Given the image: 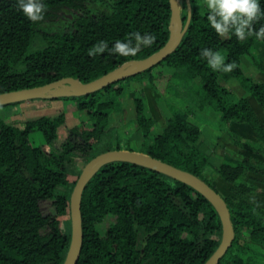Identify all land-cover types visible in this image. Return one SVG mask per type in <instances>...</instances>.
<instances>
[{"label":"trees","instance_id":"obj_1","mask_svg":"<svg viewBox=\"0 0 264 264\" xmlns=\"http://www.w3.org/2000/svg\"><path fill=\"white\" fill-rule=\"evenodd\" d=\"M197 1L191 0V22L180 45L155 67L89 95L51 96L77 100L91 121L85 128H71L58 146L52 145L64 114L23 126L8 124L0 116V264H63L71 233L62 230L61 218L70 215L74 187L67 189L69 170L77 157L86 164L109 149L140 151L201 177L219 191L207 177L211 161L199 144L202 128L187 120L175 103L166 102L170 114L162 131L155 132L156 120L146 98L135 93L138 146H132L131 134H115L112 114L127 91L126 83L147 78L155 86L153 70L160 66L174 69L169 81L178 96L217 113L223 123H247L255 132L256 141L231 132L242 158L225 159L217 168L233 186V194L224 197L235 229L233 244L219 264H263L258 246L264 243V213L256 205L259 186L251 174H264V124L248 97H239L222 81L235 79L264 109V81H255L243 69L246 58L264 72L255 51L256 43L264 40L221 38L198 10ZM45 4L44 19L32 22L18 10L16 0H0V93L63 77L92 81L127 61L150 56L170 35L169 0H45ZM183 5L187 9L185 0ZM65 12L71 13L68 24L52 29L50 25ZM182 17L185 23L187 11ZM261 24L264 18L255 27ZM137 30L154 34L155 40L135 55H88L97 41L111 45ZM203 47L220 50L233 69L213 70L200 56ZM38 131L45 139L42 146L31 138ZM45 200L52 201L54 212H43ZM81 211L83 246L77 264H204L222 236L218 211L196 189L126 161L98 168L84 190ZM108 216L114 221L102 234L99 225Z\"/></svg>","mask_w":264,"mask_h":264},{"label":"rangeland","instance_id":"obj_2","mask_svg":"<svg viewBox=\"0 0 264 264\" xmlns=\"http://www.w3.org/2000/svg\"><path fill=\"white\" fill-rule=\"evenodd\" d=\"M181 8L183 12L187 9L183 5V0H180ZM202 0L197 1V8L200 12ZM71 17L70 12H65L58 22L50 25L52 29L64 28ZM255 51L258 58L264 62V44L258 41L255 45ZM243 69L245 73L253 78L255 81H264V72L256 68L248 59H244ZM174 69L168 66L157 67L153 70L155 74L154 85L144 78L142 81L132 80L126 83L127 91L122 97V101L118 109L113 112L111 125L115 127V134L121 137L132 135V146H138V132L136 125V110L134 104V94H142L146 98L147 109L150 114L156 120L154 127L155 132L162 131L165 118L170 114L166 105L167 101H171L177 105L179 111L183 114L187 120L193 122L200 128H202V135L200 137V147L207 151L210 155L211 166L207 172V177L212 181L214 186L219 190L223 196L233 194V186L231 183L224 181L217 173V168L225 159H241L238 146L232 140L230 133L238 132L245 136V138L256 141L255 132L247 123H239L236 121H230L229 123H223L220 120V116L209 110H202L189 102L186 98L178 96L176 90L174 91V85L169 81L170 75ZM227 87L234 91L239 97L247 96L251 104L259 114L260 120L264 124V109L251 95H247L246 91L240 86L239 82L235 79H231L228 82L222 81ZM2 109V107H0ZM89 126V125H87ZM86 127V126H85ZM83 127V128H85ZM41 133V132H35ZM33 135V134H32ZM32 138V137H31ZM34 144L38 145L37 139L32 138ZM85 166V162L77 157L76 160L70 166L69 184L67 189L74 187L82 169ZM252 181L259 186V192L256 198V205L259 207L262 213H264V174H251ZM42 210L44 213L54 212L55 208L51 200H45L42 202ZM62 230L66 233H71V216L65 215L62 218ZM114 221V217L108 216L103 223L99 225V230L102 234H105L109 224ZM243 235H247V231L243 232ZM258 246L259 260L264 264V243Z\"/></svg>","mask_w":264,"mask_h":264},{"label":"water","instance_id":"obj_3","mask_svg":"<svg viewBox=\"0 0 264 264\" xmlns=\"http://www.w3.org/2000/svg\"><path fill=\"white\" fill-rule=\"evenodd\" d=\"M169 1L172 10L169 25L170 35L168 41L158 51L142 59L127 61L121 66L89 82H82L74 77H63L43 85L0 93V107L25 100L42 98L47 94H51L52 96L70 94L76 97L89 95L115 82L155 67L178 48L191 22V0H185L188 14L185 23L182 17L180 0ZM116 161L131 162L164 173L190 185L206 197L220 215L222 221V236L219 246L204 264H219L235 239V229L225 197L201 177L189 171L178 168L147 153L127 149H109L102 152L88 161L82 169L70 197L71 241L63 264H77L81 254L83 246L81 208L82 197L86 186L100 166Z\"/></svg>","mask_w":264,"mask_h":264},{"label":"clouds","instance_id":"obj_4","mask_svg":"<svg viewBox=\"0 0 264 264\" xmlns=\"http://www.w3.org/2000/svg\"><path fill=\"white\" fill-rule=\"evenodd\" d=\"M18 10L32 22L44 19L46 12L45 0H16ZM264 0H202L201 11L206 14L207 22L221 37H235L244 41L254 36L264 40V24L257 29L255 23L264 18ZM155 35L134 31L127 34L126 39H117L111 45L107 40H99L88 48V55L95 57L105 52L119 56L135 55L141 47L151 46ZM200 56L206 58L213 70L229 72L233 69L232 62L225 63V55L210 47H203ZM254 199V197H253Z\"/></svg>","mask_w":264,"mask_h":264},{"label":"crops","instance_id":"obj_5","mask_svg":"<svg viewBox=\"0 0 264 264\" xmlns=\"http://www.w3.org/2000/svg\"><path fill=\"white\" fill-rule=\"evenodd\" d=\"M261 82V81H258ZM47 94L42 98L25 100L11 105L1 106L0 116L3 120L12 125L23 126L24 122L36 120L41 117L57 118L64 114L65 122L59 129V135L52 146H58L67 136L73 127H87L91 125L88 115L79 110L78 101L62 97L52 98ZM8 106V107H7ZM38 145H44L45 139L42 133H32ZM51 147V146H49Z\"/></svg>","mask_w":264,"mask_h":264}]
</instances>
